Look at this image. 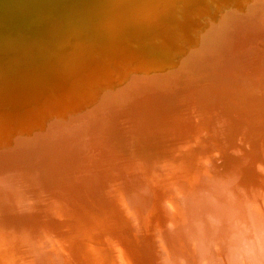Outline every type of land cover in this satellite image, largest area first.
I'll return each instance as SVG.
<instances>
[{
	"label": "bare ground",
	"instance_id": "bare-ground-1",
	"mask_svg": "<svg viewBox=\"0 0 264 264\" xmlns=\"http://www.w3.org/2000/svg\"><path fill=\"white\" fill-rule=\"evenodd\" d=\"M122 1L125 2L126 0H0V7L2 6V9H6V13L0 12V26H4L3 24L5 23H8L10 26L6 28L7 31H5L6 35H9V37L4 38L6 37L4 35V37H0V54L2 56L0 57V127H3L11 134L9 136L11 144L21 145L28 150H35L39 156H44L49 167L52 165V168L55 169L51 170L53 173L57 170L61 172L62 169L69 166L71 163L70 161L72 160L69 161L70 163L63 161V164L66 162L64 168L59 165V163L62 164V160H64L62 157L60 159V155L58 154L60 149L59 146H61L60 137L62 135L59 133V129L63 126L60 122V118H62L65 126L64 131L68 132V134L64 136H68L66 138L70 139L71 137H78L84 128L88 129L87 127L90 126L89 123L92 119L93 122L99 120V113L106 112L105 109L102 111L104 106L107 105L114 107L115 104H122L121 107L117 105L118 107L115 106L112 110H108V113H103L102 118H105L104 120H106V114L109 116L122 115V117H120V120L113 119L111 123L108 122L110 128L105 124L104 133L108 132L107 134L110 135V138H112L111 136L116 138V145H113L114 149L110 152H108V149L102 153L100 152V158L108 161L109 157L107 156L112 153L111 155L114 156L112 162L121 159L124 162V165H126L124 168L127 166H131V168L135 167L136 170H138L137 173H139L141 167L142 169H148V167H151L155 172L164 171L166 174L162 177L164 179L160 181L159 184L165 183L167 186V183L170 180L169 170L171 168H166V165L169 163L165 159L172 160V158L178 156L177 147L179 149H184L183 147L186 146V142H189L190 146L195 152H197V154L200 152V147L201 149L205 148L206 151L212 150L209 149L212 146L216 147V150L218 151L221 149L222 161L215 169H213L210 181L203 176V172L197 170V184L195 183L197 189L195 188V185H193L194 188L189 190L183 189V192H187L189 200H192H187L190 209H195L196 211H199L201 202L203 200L205 201L207 198L208 204L210 207H213L211 216H213V218L217 217L218 220L216 219V221L219 223H221V221L223 222V220H220L219 218H221L224 213H228L223 212L221 207L222 204L218 205V202L224 201L225 198L227 200V196L230 195L235 210L233 208L231 214H228V216H230L229 218L231 219L234 216V219H237V226H241L245 231L248 227V236L245 235L243 230H238V234L242 233V236L238 235L237 232L234 233L237 228H232L229 223L223 224L224 228H216L217 225L212 227L208 226V224L200 225L193 221L182 222L179 220V218L183 216L180 213H175V215L170 216L173 219L175 217L178 221H169L170 223L167 222L168 225L161 223L158 219V217H161L160 214L158 215L161 210L159 212L154 211V205L163 201V205H166L165 208L168 207L172 202L169 201V198L166 199L167 196H165V191H170L171 188L169 187L166 188L168 190H163L159 187H154V189L143 190L144 192L142 194V192L139 193L135 191L138 190V188L134 187L138 183L137 180L125 181L124 179V183L130 182V185L132 186L127 187L133 190V193H131L132 195L129 196L122 193V173H117V170H111L106 178H103L102 183L103 188L107 189L106 194L101 192L102 195H92L83 192L85 196H87L85 197L68 190L69 187L67 182L69 181H67V177L65 180L66 185L64 184L63 186L65 190L62 188L59 192L54 186L53 181L56 173L52 174L51 172L47 174L45 172L43 173L41 171L42 169H40V174L35 175L36 177L30 176V173L28 174L26 172V174H24L25 172L20 171H18L17 174H14L13 172L6 174L9 167L6 169L5 164V166H1L5 167L6 172L3 168L2 170L7 176H0L1 241H4L3 243L7 244L8 242L12 243V238L18 236L16 234L21 233L19 230L22 228L23 230L25 229L23 224H26L29 228L31 222L34 221L33 223L38 222L39 225L46 227L47 229L50 228L51 232H54L64 240L70 237V242L65 241L66 243L75 242L73 243V248L71 249L70 245V249H68L70 251L69 257L72 259L73 264H165V259H163V263L160 258L156 259L157 253L153 247L156 240L163 239L162 236L168 238L174 234H182L185 230H191L189 233L191 238L190 241L195 244H203L208 250H203L199 246L194 249V254L188 255V251L183 248L179 251L181 260L177 264H238L239 256L243 257L240 259L241 263L259 264L258 262L254 263V260L259 254H257V252H263L264 249L253 237L255 232V226L252 225L253 216L245 214H249L247 210H250L252 207L259 208L261 205L264 207V201L262 202L259 199L260 196H257L259 191L258 186L263 183L264 175H261L260 179L254 177L258 174L255 173V171L259 170H257L256 167H264V163H261L264 162V143H262L264 142V118H262L264 115V43H261V41L258 42L261 36L264 37V0H184L181 9L177 8L178 4L181 3L179 0L180 3H175V5H173L174 1L170 4H165L162 6L161 11H157L159 12L158 14H153L151 11L150 13L149 11L148 13H145V11L143 12L139 10L133 23L130 22V24L133 25H130L129 28L126 27L120 30L119 34H115L114 36L111 35L110 38L107 37L105 39L106 35L104 36L103 34L104 38H96L99 39V47H93L92 50L90 48V51L93 53H90V51L86 53L85 51L83 54L81 52L82 56L79 58L78 56L73 57L74 55L69 52L65 57L59 53V51L63 50L58 49L56 50V55L54 54L55 51L53 53L54 56L49 57L50 52L55 50L54 47L63 40L60 39V37L65 36V34L63 35V29H61L62 17L71 22L70 25L68 23L69 26L67 25V27H69L68 30L71 29L72 31H76V33L73 31L75 33V35L73 34L74 36H84L85 34L90 33L88 30L92 27V23H97V26H99L98 24L101 23L102 25L105 23H102V21H114L122 18L127 12L126 10H129H124V8H122ZM132 1L138 4L137 6L143 7L144 5L142 0ZM157 1L158 0H150V3H161ZM179 1L177 0V2ZM165 3H167V1ZM215 3L219 6L211 5ZM133 5L135 6V4ZM142 7L139 8L142 9ZM147 7L149 6H146V8ZM215 8H217V10H214ZM2 9L0 8V10ZM172 9L173 12L174 10L176 12L175 14H172L177 16L176 20H174L175 18L173 16L174 19L167 22L166 19ZM238 17H243V19ZM7 18H14L13 21L17 18L21 23L14 24L13 21H9L10 19L8 20ZM40 23H42L43 26ZM115 23L117 24V22ZM14 25H19L21 30L23 28L34 34L27 35L20 33L16 35L20 31V29L17 28L12 29L13 31L9 32L10 28L17 27ZM104 26L100 27L103 28ZM108 28L110 29V27ZM38 30H41L42 33L44 32L46 36L49 35L48 39L47 37L36 36L35 34L38 33ZM110 30L108 31L110 32ZM92 31L94 32V30ZM163 31H166V34H161ZM69 33L71 34V31ZM177 33H180L178 36L185 35L186 43H183V47L184 45L185 47H190L191 41L189 38L193 36L192 38H194L196 44L192 42V45L196 46L198 43V47L196 46L198 50H195L196 47L192 48L191 46V48L194 49V52H190V50L188 51L187 49L189 54L184 57L185 53L181 51V48L183 47L172 39L174 36H177ZM52 34H54L53 37L50 36ZM109 34L107 35L109 36ZM147 34L151 37L149 36V38H147V40L149 39V42H147L148 44L146 43V45H152V49H156V51L159 49L157 51L158 55L160 53V48L169 51L171 54L170 61L164 60V56H169H166L164 50L163 52L165 55L161 52L160 54L163 55V57L157 59L158 57L155 58L157 55H154L152 50H150L151 53H147L148 50H142L144 44L142 45L140 42L143 39L137 38V41H141H139V43L135 42V37H143L144 35L147 36ZM15 35L16 37H14ZM132 37L135 39V41L133 40L134 43L142 45L141 48L136 46V44L135 47L128 45L131 42L129 38ZM127 38L130 41H128V44ZM145 38L144 40H146ZM52 39L53 42H51ZM76 41L79 40L76 39ZM187 41L190 42L188 43ZM79 45L80 43L77 44V46ZM87 45L89 46L88 43ZM61 48L63 49L64 47ZM82 48L86 50L89 49L86 48V44L85 48L84 45ZM149 48L150 47H148V49ZM177 48L179 50L181 49L180 51L182 53L179 54ZM101 49L105 54L102 53L101 56L95 57L94 54H101ZM80 51L82 50L78 51L79 54ZM184 51L186 52V50ZM131 53L133 56L136 55L137 57L135 58L134 56L136 59L135 61L132 56V63L128 60L131 57L128 54ZM89 54H92V56ZM108 54L110 56H107ZM143 54L145 56H143ZM68 56L70 58H68ZM36 57L38 60L35 59ZM105 57H110L112 60L109 62V59L107 64L106 59H104ZM29 59L33 60L35 63H32L31 65V62L33 61L29 62L30 69L28 72H20L18 69L20 60L27 61ZM154 60H156L157 66L154 68V72L148 73V76H158V78H160L159 84L155 85V83L149 82L150 85L152 84L151 87L155 86V88L153 87L154 89L149 90L150 86H143L141 83L142 89L134 91L133 94L130 93L129 95L126 94V96H122L123 82L120 81V79L124 77L123 79L125 82H132L134 77V74L133 77L131 73L127 74V69L132 68V70H139L141 69V66H146L147 69H149L147 64L150 62L153 63ZM24 63L25 62H23V64ZM179 67H187L189 69V80L183 81L178 88L176 87L175 92L177 94L164 96L166 95L164 92H168L171 84L168 85L169 83L162 79L161 76L175 75V70ZM214 69L216 70L215 73H220V76L217 75L215 77L216 74H212L214 73ZM24 70L26 71L28 69L26 68ZM141 71L143 72V70ZM236 71L237 73L239 72L238 76H240V74L241 76L246 74V76H244L246 78V84L237 86L239 87L238 94L245 97L246 95H250L251 91L255 92L254 97L251 96L250 98H246L245 104L249 103L252 99H261L262 102L243 106L242 108L232 106L231 104L219 103L217 104L219 111L215 114V112L211 111L212 106H214V103L217 101L214 92L219 88L221 91L222 89H228V91H231V87H233V85L235 86L237 83L236 81H238L236 80V78L238 79ZM42 72H45V74H53L49 77L44 74L45 77H42V75H40L43 74ZM235 75L237 76L236 78H234ZM37 76H39V78ZM190 76L196 77V79L193 78V80H191ZM210 76L213 79H211ZM244 77L243 79H245ZM143 78L145 77L143 76ZM63 80L67 81L60 84ZM204 82L207 84L206 86L202 84ZM240 83H242L241 80ZM103 84H113L115 87L110 88L112 90L107 94H102L101 87ZM172 85L177 86L178 84L176 85L175 81H173ZM118 86L120 87L118 88ZM164 86L166 89H162ZM156 87L158 88L156 89ZM83 88H86L87 90V93L85 94L86 96L83 94ZM145 88H147V90H144ZM133 89L131 88V90ZM153 91L154 93H152ZM147 92L148 94L152 93V95L149 96L146 94ZM209 94L211 96H209ZM171 96L173 97L172 99ZM116 97L119 99L114 100ZM148 97L151 98L148 100ZM221 99L222 98L220 97V100ZM64 100H66L65 102H69V105L73 106L67 109L64 107V104H62L65 103ZM155 100L157 105L154 108L152 102ZM145 101H148V104H146ZM165 104L170 106L169 108L172 114L174 113L175 115H178V119L181 118L179 116L181 115L183 118H186L184 120H187V122L180 124L181 122L176 120L175 115L172 117L164 116L161 113L162 111L160 110V107H166ZM150 105L154 108L150 111L152 115L155 116L154 118L152 117L153 119L147 118L144 114V109L146 108L147 110ZM220 111H222V113ZM259 113H261L262 117H257V119L254 120L256 116H260ZM248 115H252L253 118L248 119ZM118 116H114L113 118H117ZM113 121H117L115 123L116 125ZM100 125H103V123ZM121 127L122 131L120 130ZM243 127H246L247 129L253 127V130H256L254 132L258 134L257 137L253 135V132L252 136L249 133L248 135L245 134L247 137L244 138ZM3 128L2 130H4ZM125 130L126 132L128 131L127 135L129 134V136L123 135ZM215 130H218L219 132H214ZM91 131L92 130H90V132ZM102 131L103 129H94L92 134L86 137V139H88L86 140V143L89 141H92L91 143L98 142L97 139L99 137H97V133ZM175 131H182L179 133L180 135L178 138H176V136L174 137ZM2 133L5 132L2 131ZM94 133L96 134L94 135ZM204 133L207 136L203 135ZM209 134L212 136H209ZM237 135L243 139L241 143H238ZM7 136L4 134L5 138ZM174 139L177 140L176 148L172 145ZM2 140L4 141L3 138ZM180 141L184 143L183 147L180 146ZM209 141L215 143L209 144ZM82 142L83 139L81 140V143ZM226 143L228 144L226 145ZM39 145L41 147H38ZM93 146L92 148L96 149L97 146ZM185 149L190 150L186 147ZM9 150H11L10 147ZM76 150L74 149V152ZM135 150L137 151L135 152ZM93 152H95V150ZM32 154L34 156V153ZM217 154L214 153L216 157H218ZM65 155H67V153ZM135 157L136 160L138 159L137 161L139 163L135 162ZM19 158L22 157L20 156ZM66 160H68V158H66ZM90 161L91 160L88 161V165L90 164ZM202 161H204V159H202L201 162ZM153 162H155L154 166ZM207 162L209 163V161ZM4 163L6 162H3V164ZM85 163L76 162L78 165H84ZM210 165H208V167ZM72 166L70 164L69 167L72 168ZM48 169H51V167ZM234 169L239 170V172L237 170L235 172ZM69 170L70 168L68 171ZM63 171L64 170H62V173ZM74 171L76 173L75 167ZM88 171H90V169ZM86 172L87 171L84 169L82 173ZM185 173L186 172H184V174ZM70 174L68 176L69 179H71ZM145 174L146 173L143 171L141 175L145 176ZM85 175H87V173ZM25 176L28 180L24 182L21 180V177L25 178ZM72 177L73 181H70L73 183L77 179H74L73 175ZM9 179L13 180V183L10 182ZM78 179L81 178L78 177ZM17 181L19 185L17 184ZM91 181H88V178L86 180L89 186L92 185ZM96 181L98 182L100 179ZM227 182H232L233 186L235 185L236 188H234L233 191L229 190V188H227ZM43 183L46 189L43 188L39 199H41L42 202H48L46 203L44 211H42L40 207L38 208L32 204L38 210L37 214L39 220H37L35 217V208L32 210L23 209L24 205L22 204L26 205L29 201V197L34 194L33 191L36 189L35 186L37 185L39 187ZM78 183L82 185L80 181H78ZM182 184L185 186L190 185L185 182ZM74 186L77 188L76 184ZM155 186H157V183ZM53 188L55 189L53 190ZM173 188L175 189V186H173ZM8 189L9 194L7 193ZM83 193L81 192V194ZM153 194L156 198L154 200L155 204L153 202L149 204L150 195ZM201 194L206 198L201 200ZM52 195L53 197H51ZM74 195L75 197H73ZM146 195L149 197H146ZM48 196H50L51 199ZM124 196H129L128 201L131 203L130 206H132L130 209L140 211L136 216L122 214V199L125 198ZM164 196L166 198H163ZM62 197H64V199L58 201V199ZM111 197H114L116 200L114 205H111V200H109ZM184 198H186V195H184L181 200ZM67 199L73 202L68 204V208L65 211L66 213L68 212V214H64L63 209L60 208V203ZM35 201L38 203V197L37 199L35 198ZM155 201H157V203ZM207 202H205L204 205ZM48 209H52L55 213L52 214L50 218L53 220L62 219L60 230H56L51 226L54 222L53 220H50L48 223L44 222L45 220L42 221L43 219H41V216L46 213ZM40 212L42 214H39ZM204 216L205 215L203 214L201 215V217ZM245 217H247V219H245ZM248 217H251V220H249ZM136 218H139L137 219L139 223L136 221ZM139 224L142 226H138ZM137 226L139 228H137ZM192 227H195L196 229L192 230ZM210 227H212L211 230L214 229V234L217 235L216 237L221 236L222 233H224L225 236L223 238H217V242L212 244V237H205L208 234H202L199 231L210 229ZM159 228H161L162 232H158ZM151 230H153V234L152 236H148ZM142 233L143 235L141 236ZM233 233L235 235H232L231 237V234ZM124 235H133L135 239L137 238L139 240L138 243L133 242V247H135V249L127 245V243H129V238L125 237L124 239ZM246 236H250L253 239L249 242L247 241V245L243 246L244 239L242 237L245 238ZM146 239H149L150 245L146 242ZM17 240L20 241V238L17 237ZM177 242L176 237L169 238L167 242L166 240L161 242V244L164 243L163 245L165 246L161 247L162 245H160V247L163 248L162 251L168 252L166 257L169 256V253H171L174 248V244ZM207 243L210 244L208 247ZM255 243L259 245L258 247H260V249L257 246H254ZM172 244L173 246H171ZM23 245L24 246L22 247V245L19 244V253L18 250H16L19 255L16 256H18L19 259L34 258L37 256L33 253H29L30 247H27L24 243ZM13 249L15 250L16 248L14 247ZM214 250L217 252H214ZM37 253L40 255L37 256L38 264H41L42 262L46 264L47 259L44 255L42 256L40 252ZM6 259L7 258H5V260ZM4 263L6 262L0 260V264Z\"/></svg>",
	"mask_w": 264,
	"mask_h": 264
},
{
	"label": "rangeland",
	"instance_id": "rangeland-1",
	"mask_svg": "<svg viewBox=\"0 0 264 264\" xmlns=\"http://www.w3.org/2000/svg\"><path fill=\"white\" fill-rule=\"evenodd\" d=\"M143 2H144V5H143V7L142 6H137L138 4H136V3H134L132 0H126L125 2L124 1H122V8H124V10H126V9H129V10H126L127 12L124 14V16L122 17V18H119L118 20H114V21H102V23H108V22H110V23H106V25H105V23L104 24H102L101 25V23L100 24H98L99 26H97V23H92V27L91 28H89V30L88 31H90V33H87V34H85L84 36H79V35H76V36H74L75 35V33H76V31L75 30H68V28L69 27H67V25H68V23H69V25L71 24V22L69 21V20H67V19H65L64 17H62V23H61V29H63V35L65 34V36H63V37H60V39H63L59 44H57L56 45V47H54V49L55 50H52L51 52H50V55H49V57H53L54 56V54L56 55L57 54V51L56 50H58V49H61V50H63V51H59V53H61V55H67L69 52L72 54V55H74L73 57H81L82 56V54H81V52L84 54L85 53V51H86V53L88 52V51H90V48H91V50H92V48L93 47H99V45H98V43H99V39L100 38H104V36L106 35V37H105V39L108 37V38H110V36L112 35V36H114L115 34H119V32H120V30H122V29H124V28H126V27H128L129 28V26L131 25L130 24V22L131 23H133V21H134V18L136 17V15H138V11L140 10V11H145V13L147 12L148 13V11H149V13H150V11H151V13H153V14H158L159 12H157V11H161L162 9V6H164L165 4H170L171 2H173L174 1V4L173 5H175V3L176 4H178V3H180V1H181V3L180 4H178V7L177 8H179V9H181L182 7H183V4L182 3H184V0H178L179 2H177V0H163V1H161V0H158L159 2H161V3H157L156 4V2L153 4V3H150V0L149 1H147V0H142ZM147 1V2H146ZM157 1V2H158ZM167 1V3H165ZM186 1V0H185ZM152 2V1H151ZM131 4V5H130ZM133 4H135V6L133 5ZM150 4V5H149ZM161 4V5H160ZM182 4V5H181ZM158 5V6H157ZM179 5H180V7H179ZM212 6L214 5V6H219L218 4L216 5V3L215 4H211ZM130 6V7H129ZM146 6H149V7H147L146 8ZM182 6V7H181ZM241 6V5H240ZM38 7H40V6H38ZM128 7V8H127ZM142 7V9H140V8ZM153 7H154V9H153ZM1 9H2V6L0 7ZM131 8H132V10H131ZM176 8V9H177ZM218 8V7H217ZM217 8H215L214 10H217ZM147 9V10H146ZM174 9V8H173ZM173 9H172V11H171V13L168 15V17H167V19H166V21L167 22H169V20L171 21V19H174V20H176V17L177 16H175V15H172V14H175L176 12H175V10H174V12H173ZM137 10V11H136ZM130 11V12H129ZM133 11V12H132ZM134 11H135V13H134ZM153 11V12H152ZM178 12V11H177ZM4 13H6V12H4ZM14 13V12H13ZM128 14V15H127ZM147 15V14H146ZM173 16H174V18H173ZM12 17V16H11ZM172 17V18H171ZM170 18V19H169ZM238 18H242L243 19V17H238ZM9 21H13L14 20V18H7ZM112 22V23H111ZM115 22H117V24L115 23ZM118 22H120V23H118ZM13 23L14 24H20L21 23V21H19L17 18L15 19V21H13ZM40 24H42V23H40ZM62 24H64V25H62ZM109 24H111V25H109ZM4 26H0V37H4V36H6V37H4V38H8L9 37V35H6V33H5V31H7L6 30V28H8V27H10L9 26V24L8 23H5V24H3ZM13 25V24H12ZM68 25V26H69ZM105 25V26H104ZM116 25H119V26H116ZM133 25V24H132ZM131 25V26H132ZM14 26H17V27H12V28H10L9 29V32H11V31H13L12 29H20V31L16 34V35H18V34H20V33H22V34H27V35H30V34H34V33H31L30 31H27V30H24L23 28H22V30H21V27L19 26V25H14ZM42 26H43V24H42ZM102 26H104L103 28H101ZM113 26H114V28H113ZM108 27H110V29L112 30H110ZM121 27H123V28H121ZM106 28H108V29H106ZM116 28H117V30H116ZM120 28V29H119ZM39 29H41V28H39ZM65 29V30H64ZM107 31H106V30ZM49 30V29H48ZM66 30H68V31H66ZM92 30H94V32L92 31ZM97 30V31H96ZM108 30H110V32H112V33H110ZM118 31V32H116V31ZM146 30V29H145ZM163 30V29H162ZM71 31V34L69 33ZM99 31V32H98ZM24 32V33H23ZM33 32V31H32ZM108 32V33H107ZM114 32V33H113ZM165 32V33H164ZM60 33V32H59ZM94 33V34H93ZM106 33V34H105ZM110 33V34H109ZM166 34V31H163V32H161V34ZM67 34V35H66ZM74 34V35H73ZM91 34V35H90ZM104 36H103V35ZM107 34H109V36L107 35ZM178 34H180V33H177V36H174V38H172V39H174V41H176L177 42V44H179V45H183V43H186V39H185V35L183 36H181V35H179L178 36ZM2 35V36H1ZM4 35V36H3ZM16 35L14 36V37H16ZM36 36L38 35V36H41V37H47V39H48V37H49V35H47L46 36V34L43 32L42 33V31L41 30H38V33H36L35 34ZM34 35V36H35ZM53 35L54 34H52V35H50L51 37H53ZM89 35V36H88ZM101 37H100V36ZM74 36V37H73ZM95 36V37H94ZM149 34H147V36L146 35H144L143 37H135L136 38V41H135V39H134V37H132V38H129L130 39V41L131 42H133V43H131L130 41H129V39L127 40V44L129 45V46H131V47H135V44H136V46H139L140 48H141V46H142V50H144V51H147V53H151L150 52V50H152V52H154V55H157V56H155V58H157V59H159V58H161V57H163V55H165V53L163 52V50L160 48V53L162 52V53H164L163 55H161L160 53H159V55H158V53H157V51L159 50H157L156 51V49H155V47L153 46V48L155 49V50H153L152 49V45L151 46H148V45H146V43L147 42H149V39L147 40V38H149ZM182 38H181V37ZM77 37V38H76ZM99 37V39H96V38H98ZM146 37V38H145ZM151 37V36H150ZM177 37V38H176ZM178 37H180V38H178ZM187 37V36H186ZM188 37H190V36H188ZM193 36H191L190 38H189V40L191 41V44H190V47H185V45H184V47L183 48H181L180 50L183 52V53H185V55H184V57H186L189 53H188V51L190 50V52H194V49H192L193 47L195 48L197 45H198V43H197V45L195 46H193L192 44L194 43V44H196L195 43V40H194V38H192ZM75 38V39H74ZM92 38V39H91ZM113 38V37H112ZM137 38L138 39H143L142 41L141 40H139V41H141L140 43L142 44V45H140V44H137V43H139V41H137ZM144 38L147 40H144ZM176 38V39H175ZM191 38H192V40H191ZM264 37H260L259 39L260 40H258V42H260L261 41V43H264V39H263ZM47 39H45V40H47ZM76 39H78L79 41H76ZM185 39V40H184ZM73 41V43H72V41ZM82 40V41H81ZM135 42H137V43H134V41ZM188 40V39H187ZM76 41V42H75ZM97 41V42H96ZM129 41V42H128ZM146 41V42H145ZM190 41H187L188 43L190 42ZM51 42H53V39L51 40ZM77 42H79L80 43V48H79V46H77V44H79V43H77ZM193 42V43H192ZM36 43V42H35ZM64 43V44H63ZM74 43H75V45H74ZM86 44V48H89V49H83L82 48V46L84 45V48H85V44ZM87 43L89 44V46L87 45ZM181 43V44H180ZM37 44V43H36ZM69 45V46H67V45ZM72 44V45H71ZM83 44V45H82ZM148 44V43H147ZM82 45V46H81ZM96 45H98V46H96ZM125 45H126V43H125ZM59 46V47H58ZM88 46V47H87ZM146 46H148V47H150L149 49H148V47H146ZM191 46H192V48H191ZM61 47H64L63 49L61 48ZM198 47V46H197ZM197 47H196V49L195 50H198L197 49ZM157 48V47H156ZM180 48V47H179ZM167 49H169V48H167ZM178 49V48H177ZM177 49H176V51H177ZM186 50V52L184 51V50ZM187 49H188V51H187ZM79 50H82V51H80V54H79ZM179 49H178V53L180 54V53H182L181 51H180ZM56 51V52H55ZM141 51V50H140ZM165 51V50H164ZM55 52V53H54ZM100 52H101V54H99V55H95L94 54V56L95 57H98V56H101L102 55V53L103 54H105L104 53V51L101 49L100 50ZM135 52V51H134ZM143 52V51H142ZM166 52V56L167 55H169V56H167V57H165L164 56V58H162V59H164V60H167V61H170V59H171V54H170V52L169 51H165ZM54 53V54H53ZM90 53H93V52H91L90 51ZM145 53V52H144ZM167 53H169V54H167ZM198 53V52H197ZM53 54V55H52ZM70 54V55H71ZM60 55V54H59ZM72 55H71V57H72ZM90 56H92V54H89ZM128 55H130V56H128V57H130V59H128L130 62H131V59H132V56H133V54L131 53V54H128ZM106 56V55H105ZM107 56H110L109 54L107 55ZM125 56V55H124ZM135 56V58H137L136 57V55H134ZM134 56H133V60L135 59L134 58ZM143 56H145L144 54H143ZM0 57H2L1 56V54H0ZM66 57V56H65ZM72 57V58H73ZM9 58V57H8ZM68 58H70L69 56H68ZM67 58V59H68ZM167 58V59H166ZM7 59V58H6ZM5 59V60H6ZM35 59H37L38 60V58L36 57ZM34 59V60H35ZM49 59V58H48ZM97 59V58H96ZM104 59H106V61H107V64H108V60L110 59V57H105ZM30 60V59H29ZM27 60V61H24V60H20V62H19V66H18V69H19V71L20 72H28L29 71V69H30V67H29V62H31V61H33V60ZM69 60V59H68ZM98 60V59H97ZM112 60V58L109 60V62ZM135 61H136V59H135ZM23 62H25L24 64H23ZM40 62H41V60H40ZM32 63H35L34 61L33 62H31V65H32ZM132 63V62H131ZM154 63V64H153ZM153 63H148L147 64V66L149 67V69H147V67L146 66H141V69H139L140 71L141 70H143V72L141 71H139V70H132V68H129V69H127V74H129V73H131L132 74V77H133V74H134V77H133V80H132V82H125L124 81V77L122 78V79H120V81H122L123 83H122V96H126V94H133L134 93V91H139L140 89H142V87H141V83H142V85L143 86H145V85H147V86H150V88H149V90H151V89H154L155 88V86H153V87H151V85L149 84V82H151V83H155V85H158L159 84V79L160 78H158V76H154V75H149L148 76V73L149 72H154V68L157 66V62H156V60H154V62ZM156 63V64H155ZM5 64H6V62H5ZM4 64V65H5ZM125 64H127V63H125ZM26 67H25V66ZM35 65V64H34ZM143 67V68H142ZM144 67H145V70H144ZM178 67V66H177ZM28 69V70H24V69ZM14 69H15V67H14ZM183 69V70H182ZM31 71V70H30ZM129 71V72H128ZM145 71V72H144ZM214 71V73H212L213 75L214 74H216L215 75V77L218 75V76H220V73L218 74V73H215L216 72V70L214 69L213 70ZM219 71V70H218ZM54 72V71H53ZM60 72V71H59ZM43 73V72H42ZM183 73V74H182ZM190 72H189V69L187 68V67H179V68H177L176 70H175V75L174 74H172V76H166V75H162L161 76V78L162 79H164L166 82H168L169 84L168 85H170L171 84V86L169 87V90H168V92H164V94H166V95H164V96H168V95H170V94H177L175 91V89H176V87L178 88V86L179 85H181V83H183V81H188L189 80V76H188V74H189ZM236 73H237V71H236ZM239 73V72H238ZM236 74L237 76L239 75V74ZM36 74V73H35ZM45 72L43 73V74H40V75H42V77L44 76L45 77V75H48V77L51 75V74H53V73H51V74H45ZM146 76H145V75ZM182 74V75H181ZM204 74V73H203ZM212 74H211V76H212ZM38 75V74H37ZM39 75V76H40ZM193 75V74H192ZM235 75V77L234 78H236L237 76ZM39 76H37L38 78H39ZM55 76H56V73H55ZM143 76L145 77V78H143ZM210 76V77H211ZM244 76H246V74H244V75H242L241 76V74H240V76H238V79L236 78V80H238V81H236L237 83L235 84V81H234V84H235V86L233 85V87H231L232 89H231V91H228V89H222V91H221V89L219 88V87H216V88H219V89H216V91L214 92L215 93V99H217V101L214 103V106H212V108H211V111L212 112H215V114L216 113H218V111H219V109H218V106H217V104H219V103H226V104H231L232 106H235V107H240V108H242L243 106H247V105H254V104H257V103H260V102H262V100L261 99H252V100H250L249 101V103H247V104H245V101H246V98L247 97H251V96H255V92L254 91H251V93H250V95H246L245 97H242L240 94H238V89H239V87H237V86H241V85H243V84H246V78L244 77ZM47 77V76H46ZM165 77V78H164ZM213 77V76H212ZM211 77V79H213ZM240 77V78H239ZM241 77H242V79H241ZM243 77L245 78V79H243ZM143 78V79H142ZM190 78H191V80H193V78L194 79H196V77H192V76H190ZM220 78V77H219ZM66 79V78H65ZM118 79V80H119ZM139 80V83H138V80ZM141 79V80H140ZM158 79V80H157ZM143 80H144V82H143ZM152 80H153V82H152ZM200 80V79H199ZM201 80H204V79H201ZM240 80H241V82L242 83H240ZM245 82H244V81ZM67 81V80H66ZM65 80H63V81H61L60 82V84H62V83H64V82H66ZM135 81V82H134ZM157 81V82H156ZM173 81H175V83H176V85L177 86H173L172 85V83H173ZM197 81V80H196ZM32 82H33V80H32ZM244 82V83H243ZM128 83V84H127ZM124 84V85H123ZM136 84H138V85H136ZM191 84H192V82H191ZM203 85H207L205 82L204 83H202ZM133 85V86H132ZM164 85V84H163ZM162 85V86H163ZM193 85V84H192ZM121 86V85H120ZM120 86H118V88L120 87ZM29 87V86H28ZM30 87H31V84H30ZM105 87V88H104ZM113 87H115L113 84H103L102 85V87H101V92H102V94L104 93V94H107L109 91H111L112 89H110V88H113ZM135 87H136V89H135ZM131 88L133 89V90H131ZM158 87H156V89H157ZM155 89V90H156ZM162 89H166V87L164 86ZM144 90H147V88H145ZM219 90V91H218ZM128 91V92H127ZM132 91V92H131ZM119 92V91H118ZM117 92V93H118ZM162 92V93H163ZM175 92V93H174ZM87 93V90H86V88H83V94L85 95ZM144 93V92H143ZM152 93H154V91L152 92ZM152 93L151 94H148V92L146 93V94H148L149 96H151L152 95ZM98 95V94H97ZM119 95V94H118ZM86 96V95H85ZM173 96H175V95H173ZM179 96H181V95H179ZM209 96H211L210 94H209ZM220 97L222 98L221 100H220ZM149 98H151V97H148V100H149ZM173 97L171 96V99H172ZM213 98V97H212ZM116 99H119L118 97H116L114 100H116ZM174 100V99H173ZM235 100V101H234ZM66 100H64V102H65ZM156 102V100L155 101H153L152 103L154 104V105H152L154 108L156 107V105H157V103H155ZM69 102H65V103H62V104H64V107H66L67 109H69V108H71L73 105H69L68 104ZM145 103L146 104H148V101L146 102L145 101ZM87 104V103H86ZM85 104V105H86ZM242 104V105H241ZM245 104V105H244ZM56 105V104H55ZM58 105H59V102H58ZM119 106V107H121L122 106V104H115L114 105V107L115 106ZM166 105V104H165ZM75 106V105H74ZM117 106V107H118ZM151 105L150 106H148V109L146 110V108L144 109V107H143V109L145 110H142V111H144V114H145V116H147V118H154L155 116L154 115H152V113L150 112V111H152L154 108L152 107ZM63 107V108H64ZM114 107H111V106H104L103 108H102V111H103V109H105V111L106 112H103V113H108V110H112ZM135 107H137V106H135ZM170 106H168V105H166V107L164 106V107H160V110L162 111L161 113L164 115V116H167V117H172L173 115H175L174 113L172 114L171 113V111H170V108H169ZM140 108V107H139ZM217 108V109H216ZM98 110H99V107H98ZM164 110V111H163ZM215 110V111H214ZM93 112V111H92ZM221 113H222V111H220ZM103 113L102 112H100L99 113V115H100V117H99V120H97V121H95V122H93V119L90 121V123H89V127H87L88 129H86V128H84V130L81 132V134H79V136L78 137H71L70 139L69 138H66V137H68V136H64V135H67L68 134V132L66 131H64V128H65V126H64V123H63V120H62V118H60V122L63 124V126H61L60 127V131H59V133L60 134H62L61 135V137H60V141H61V146H59L60 147V149H59V151H58V154L60 155V159H61V157H62V159H64V160H62V164H60L59 163V165H60V167H62V168H64L65 166H66V162L63 164V161H67L68 163H70L71 164V166L73 165L75 168H76V173H75V171H74V167L72 166V168L71 167H69L70 166V164H69V166H66V168H64V169H62V170H64L63 171V173H62V170H61V172L60 171H56L55 173H56V178L54 177V179H53V181H54V186L57 188V190L60 192L61 191V189L63 188V186H64V184L66 185V183H65V180H66V177H67V181H69V182H67V184H68V187H69V191H73V192H75V193H77L78 195H83V196H85V194L86 193H90V194H97V195H102L101 194V192L103 193V194H106V190L107 189H104L103 188V183H102V181H103V178L105 179L106 178V176H107V174L111 171V170H117V173L118 172H121L122 173V175H121V177H122V182H121V186L123 187L122 188V193H124V194H127V195H129V196H131L132 194L131 193H133V190L131 189V188H127V187H130L131 185H130V182L129 183H124V179H125V181H133V180H137L138 181V183L134 186V187H136V188H138V190H135V191H137V192H139V193H141L142 192V194H143V190H149V189H154V187H159V188H161V189H163V190H168V189H166V188H171V190L170 191H165V196H167V198L164 196L163 198H166V199H170L169 201L170 202H172L171 204H169V206L168 207H166L165 208V206L166 205H163V201H161V202H159V203H157V201H155L157 204L156 205H154L155 207H154V211H156V212H159L160 210V212L158 213V215L160 214V216L161 217H158V219H159V221L161 222V223H165V225H168V223H170V222H174V221H178L175 217H174V219L172 218V217H170V216H173V215H175V213H180V214H182L183 216L182 217H180L179 218V220L180 221H182V222H185V221H188V222H190V221H193V222H197L198 224H200V225H207L208 224V226H215V225H217V227L216 228H224V225L223 224H225V223H229V224H231V226H232V228L233 227H236L237 229H236V231L234 232V233H236L237 232V234L239 233L238 232V230H243L244 231V233H245V235H247V229H248V227L246 228V231L241 227V226H237V219L235 220L234 219V216H233V218L231 219V218H229L230 216H228V214L230 215L231 214V210L234 208V205L232 204V200H231V196L230 195H228L227 197H228V199L226 200V198L224 199V201H222V202H218V205H221V207H222V210H223V212H227L228 214H225L224 213V215L221 217V218H219L220 220H223V222L221 221V223H219V222H217L216 221V219H217V217L216 218H213V216H211L212 215V210H213V207L211 206L210 207V205L208 204V202H207V198H206V200L203 202H201V205L199 206V211H196L195 209H190V205H189V203H187V200H189V196L187 195V192H183L184 190H189V189H191V188H194V186L193 185H195V188H196V184H197V181H196V179H197V177H198V174H197V170H200L201 172H203V176L204 177H206L207 178V180L208 181H210V178H211V174H213V169H215L216 167H217V165L219 164V163H221V161H222V157H221V149L218 151V150H216V147H210L209 149H212V150H207L206 151V149L205 148H203V149H201V147H200V152H199V154H197V152H195L194 151V149H192V147L190 146V144H189V142H186V148H188V149H190V150H187V149H185V147H183V145H184V143L183 142H181L180 141V146L181 147H183L184 149H185V151H184V149H182V148H180V149H182V150H180L178 147H177V145H176V142H177V140L176 139H174V141L172 142V145H173V147H177V152H178V156H175V158H172V160H167V159H165L169 164H167L166 165V168L167 169H170L169 171V173H170V180H169V182L167 183L168 185L166 186L165 185V183L164 184H159V182L160 181H162L164 178H162L163 176H165V172L164 171H161V172H155V170H153V169H151V167H148V169H146V168H143L142 169V167H141V169L139 170V173H137L138 172V170H136V168L135 167H132L131 168V166H127L126 168H124V166H126V165H124V162L120 159V160H115L114 162H112V160H113V157L114 156H112L111 154L110 155H108L107 157H109V159H108V161L107 160H104V159H102V158H100V154L102 153V152H104V151H106L107 149H108V152H110V151H112L113 149H114V146L113 145H116V138H114L113 136H111L112 138H110V135H108L107 133H104L105 132V129H104V126H109L108 125V122L109 123H111V121L113 120V119H118V120H120V117H122V115H120V116H118V115H114L115 117L116 116H118L117 118H113L114 116H109L108 114H106V120H104L105 118H102L103 117ZM148 115H147V114ZM151 114V116H150V114ZM154 114H156V113H154ZM170 114V115H169ZM177 114V113H176ZM180 114H183V113H180ZM73 115V114H72ZM258 115V114H257ZM259 115L260 116H256L255 118H254V120L255 119H257V117L259 118V117H262L261 116V113H259ZM262 115H263V113H262ZM144 116V117H145ZM181 118H177L178 117V115H175V118H176V120L177 121H180L181 123L180 124H182V123H186L187 122V120L185 121L184 119H186V118H183V116H181V115H179ZM152 118V119H153ZM247 118L249 119V118H253V116L252 115H248L247 116ZM262 118H264V115H263V117ZM261 118V119H262ZM59 119V118H58ZM101 119V120H100ZM109 119V120H108ZM181 119V120H180ZM101 121V122H100ZM184 121V122H183ZM106 122V123H105ZM117 121H113V123L115 124ZM99 123V124H98ZM103 123V125H100V124H102ZM106 124V125H105ZM116 125V124H115ZM103 126V127H102ZM240 126V125H239ZM1 128V130H0V135L2 136H0V176H7V175H5V173H4V171L6 172V169H7V173L6 174H10L11 172H13L14 174H17L18 173V171H20V172H25L24 174H26V172L29 174L30 173V176H32V177H36L35 175H39L40 174V169H42L41 171L44 173H47V174H49V173H51L52 171L51 170H55V169H53L52 168V165L50 166L51 167V169H48V168H50L48 165H47V163H46V161H45V159H44V156H39L38 155V153L37 152H35V150H28V149H26L25 147H22L21 145L19 146V145H14V144H11V142H10V138H9V136L11 135L10 133H9V131H7L6 129H4L3 127H0ZM2 128L4 129V130H2ZM109 128H110V126H109ZM250 128H251V130H250ZM249 129H247L246 127L244 128H242L243 129V133H244V138L245 137H247L245 134H251V136H252V134H253V132L254 131H256V130H253V127H250ZM86 129V130H85ZM94 129H103V131L102 132H100V133H97L98 134V136L97 137H99L97 140H98V142H94V143H91L90 141L88 142V143H86V140H88V139H86V137H88V136H90L91 134H92V132L94 131ZM90 130H92L91 132H90ZM107 130V129H106ZM121 131H122V127H121V129H120ZM2 131L3 132H5V133H2ZM7 131V132H6ZM246 133H245V132ZM252 131V132H251ZM128 132V131H127ZM127 132H126V130H125V133L123 134V135H127ZM182 131H175V133H174V137L176 136V138H178L179 137V133H181ZM187 132H189V131H187ZM214 132H219L218 130H215ZM2 133V134H1ZM142 133H144V132H142ZM141 133V134H142ZM242 133V134H243ZM4 134H5V136H7L6 138L4 137ZM28 134V133H27ZM96 133H94V135H95ZM256 134V135H255ZM87 135V136H86ZM203 135H205V136H207L205 133L203 134ZM254 136H256L257 137V133H255L254 132V134H253ZM105 136V137H104ZM127 136H129V134L127 135ZM126 136V137H127ZM204 136V137H205ZM209 136H212V135H210L209 134ZM79 137H81V138H79ZM188 137V136H187ZM2 138L4 139V141L2 140ZM67 139V140H66ZM68 139H69V141H68ZM73 139H75V140H73ZM83 139V142L81 143V140ZM111 139V140H110ZM109 140V141H108ZM237 140H238V143H241L242 142V138H240L239 137V135H237ZM71 141V142H70ZM105 141V142H104ZM113 141H114V143H113ZM262 141H263V139H262ZM5 142V143H4ZM175 142V143H174ZM10 143V144H9ZM12 143H14V142H12ZM97 143V144H96ZM108 143V144H107ZM215 142H213V141H209V144H214ZM218 143H219V141H218ZM262 143H264V142H262ZM7 144V145H6ZM90 144V145H89ZM220 144V143H219ZM228 143H226V145H227ZM97 146L96 147V149L95 148H92V146ZM8 146V147H7ZM75 146V147H74ZM91 146V147H90ZM93 146V147H94ZM5 147V148H4ZM9 147H10V149L12 150H9ZM12 147V148H11ZM21 147V148H20ZM38 147H41L40 145L38 146ZM63 147H65V148H63ZM87 147V148H86ZM7 148V149H6ZM73 148V149H72ZM169 148V147H168ZM167 148V149H168ZM20 149V150H19ZM74 149L76 150L75 152H74ZM104 149V150H103ZM164 149V148H163ZM7 150H9V151H11L12 152V154H11V152H9V151H7ZM43 150V149H42ZM95 150V152H93ZM166 150V149H165ZM187 150V151H186ZM203 150H204V152H203ZM14 151V152H13ZM25 151V152H24ZM26 151H28V152H26ZM65 151V152H64ZM73 151V152H72ZM137 150H135V152H136ZM194 151V152H193ZM223 151H224V149H223ZM26 153V154H24V153ZM68 152H69V155H68ZM91 152H92V154H91ZM101 152V153H100ZM140 152V151H139ZM3 153V154H2ZM21 153V154H20ZM32 153H34V156H33V154ZM67 153V155H65ZM100 153V154H99ZM214 153H218L217 154V156L218 157H216V155H214ZM15 154V155H14ZM22 157V158H19L20 156ZM40 154H44V153H40ZM134 154H137V153H134ZM203 154V155H202ZM236 154V153H235ZM18 155V156H17ZM38 155V156H37ZM61 155H63V156H61ZM69 156H70V158H69ZM136 157H137V155H136ZM136 157H135V160H136ZM7 158V159H6ZM66 158H68V160H66ZM93 158V159H92ZM3 159H4V161H3ZM17 159V160H16ZM42 159V160H41ZM202 159H204V161H202L201 162V160ZM70 160H72V161H70ZM89 160H91L89 163V165H88V161ZM138 160V159H137ZM135 161L136 163H139L138 161ZM163 160H164V158H163ZM209 161V163L207 162V161ZM70 161V162H69ZM3 162H6V163H4L3 164ZM14 162V163H13ZM33 162V163H32ZM76 162H83V163H85L84 165H78V164H76ZM13 163V164H12ZM74 163V164H73ZM198 163V164H197ZM201 163H202V165H201ZM207 163H208V165H210L209 167H208V165H207ZM261 163H264V162H261ZM5 164H6V169H5V167H2V166H5ZM50 164H51V162H50ZM154 164H155V162H153V166H154ZM2 165V166H1ZM11 165V166H10ZM63 165V166H62ZM85 165H87V166H85ZM115 165V166H114ZM204 165V166H203ZM258 165H260V166H263V165H261V164H258ZM152 166V167H153ZM206 166V167H205ZM259 166V167H260ZM13 167V168H12ZM42 167V168H41ZM88 167V168H87ZM2 168L4 169V171L2 170ZM25 168H27V169H25ZM70 168V173H69V171H68V169ZM113 168V169H112ZM209 168V169H208ZM59 169V168H58ZM84 169H85V171H87L86 173H87V175H85L86 173H82L83 171H84ZM90 169V171H88ZM256 169L258 170V171H255V173H258V174H256L254 177L256 178H258V179H260L261 178V175H264V167H260V168H258V167H256ZM8 170H10V171H8ZM34 170V171H33ZM47 170V171H46ZM73 172H72V171ZM237 170V169H236ZM236 170L234 169V171L236 172ZM66 171V172H65ZM68 171V172H67ZM143 171L146 173L145 174V176L144 175H141L142 173H143ZM238 172H239V170H237ZM33 172V173H32ZM35 172V173H34ZM79 172H81V173H79ZM141 172V173H140ZM184 172H186L185 174H184ZM32 173V174H31ZM55 173H53L52 172V174H55ZM59 173V174H58ZM68 173V174H67ZM75 173V174H74ZM79 173V174H78ZM69 174L71 175L70 176V178L71 179H69ZM77 174V175H76ZM129 174V175H128ZM137 174H139V175H137ZM200 174H202V173H200ZM67 175V176H66ZM72 175L74 176V179H77V180H75L73 183H72V181H73V177H72ZM131 175V176H130ZM149 175V176H148ZM168 175V174H167ZM77 178H76V177ZM87 176H89V177H87ZM148 176V177H147ZM52 177H53V175H52ZM78 177L79 178H81V179H78ZM147 177V178H146ZM264 177V176H263ZM87 178H88V181H91L92 182V185L91 186H89V184L86 182V180H87ZM91 178V179H90ZM126 178H128V179H126ZM135 178V179H134ZM142 178V179H141ZM12 179V178H11ZM100 179V181H96V180H99ZM154 179V180H153ZM10 180V179H9ZM21 180L22 181H27L28 180V178H26V176H25V178H23V177H21ZM70 180H72V181H70ZM49 181V180H48ZM78 181H80L81 182V184L82 185H80V183H78ZM165 181V180H164ZM10 182H12L13 183V180H10ZM47 182V181H46ZM187 183V184H190L189 186H185V185H183L182 183ZM193 184H192V183ZM78 183V184H77ZM141 183V184H140ZM144 183V184H143ZM157 183V186H155V184ZM196 183V184H195ZM17 184H18V181H17ZM76 184V187L77 188H75V185ZM178 184V185H177ZM227 184V188H229V190H231V191H233V189L234 188H236V186L234 185L233 186V184H232V182H227L226 183ZM225 184V185H226ZM19 185V184H18ZM78 185V186H77ZM80 185V186H79ZM139 185V186H138ZM171 185V186H170ZM220 185V184H219ZM41 186V187H40ZM39 187L36 185L35 187H36V189L33 191V193L34 194H32L31 195V197H29V201H28V203L25 205V204H22V205H24V207H23V209H27V210H32L33 208H35L32 204H34L35 206H37L38 208L40 207V209L42 210V211H44V208L46 207V203L48 202H42L41 201V199H39V196L41 195V191L43 190V188L44 189H46L45 187H44V183L42 184V185H40ZM71 186V187H70ZM173 186H175V189L173 188ZM182 186V187H181ZM97 187H98V189H97ZM132 187V186H131ZM181 187V188H180ZM92 188V189H91ZM48 189V188H47ZM51 189V188H50ZM55 188H53V190H54ZM64 189V188H63ZM66 189V190H67ZM95 189V190H94ZM101 189V190H100ZM184 189V190H183ZM197 189V188H196ZM65 190V189H64ZM258 193H257V196H260V200L263 202L264 201V180H263V183H261L260 184V186H258ZM9 189L7 190V193L9 194ZM198 191V190H197ZM58 192V193H59ZM81 192L83 193V192H85V194L83 193V194H81ZM199 192V191H198ZM168 193H169V195H168ZM200 193V192H199ZM123 194V195H124ZM115 195V194H114ZM184 195H186V198H184L183 200H181L182 199V197L184 196ZM202 195V194H201ZM11 196V195H10ZM129 196H124V197H122V198H124V199H122V214L124 213V214H126V215H134V216H136L137 214H138V212H140V211H138V210H132V209H130V207H132V206H130V202L128 201L129 199H128V197ZM142 196H145V195H142ZM142 196H140V197H142ZM37 197H38V203H37V201H35V198L37 199ZM50 199H51V197H53V195L50 197V196H48ZM58 197V196H57ZM65 197V196H64ZM64 197H62V198H59L58 199V201H60V200H62V199H64ZM73 197H75V195L73 196ZM85 197H87V196H85ZM146 197H149L148 195H146ZM117 198V197H116ZM127 198V199H126ZM188 198V199H187ZM204 198V196L202 195V198H201V200L202 199H205ZM55 199H57V198H55ZM54 199V200H55ZM143 199V198H142ZM156 198L154 197V194L153 195H150V199H149V201H150V203L149 204H151V202H153L154 203V200H155ZM71 200H73V199H71ZM109 200H111L110 202H111V205L113 204L114 205V203H115V199H114V197H111V198H109ZM64 202H62V203H60V208H62L63 209V211H64V214H68V212L66 213L65 211H66V209L68 208V204H70L71 202H73V201H69V199H67V200H63ZM127 201H128V203H127ZM189 201H192V200H189ZM110 202H109V204H110ZM205 202H207L205 205H204V203ZM87 204H89V203H87ZM155 204V203H154ZM230 204V205H229ZM31 205V206H30ZM171 205H173V206H171ZM183 205H185V206H183ZM203 205V206H202ZM209 205V206H208ZM263 205H264V203H263ZM48 206H49V204H48ZM146 206L148 207V205L146 204ZM189 206V207H188ZM64 207V208H63ZM157 207V208H156ZM173 207V208H172ZM186 208H187V210H189V211H187L186 210ZM189 208V209H188ZM250 208H251V205H250ZM35 210H36V213H35V217L37 218V220H39V217H38V214H37V209L35 208ZM234 210H235V208H234ZM184 211V212H183ZM230 211V212H229ZM169 212V213H168ZM247 212L249 213V214H245V215H252L253 216V218H252V222H253V226H255V229H254V235H253V237H254V239H256L257 241H258V243H260L261 244V246H262V248L264 249V224H262V223H264V207L261 205L259 208H255V207H252L250 210H247ZM44 213V212H43ZM174 213V214H173ZM39 214H42L41 212L39 213ZM45 214H47V215H45ZM52 214H55L53 211H52V209H48V211L46 212V213H44V214H42V216H41V219H43L42 221H44V222H49L50 220H53L52 218H50L51 216H52ZM205 215L204 217H201V215ZM49 215V216H48ZM143 215V214H142ZM167 215V216H166ZM195 216V217H194ZM124 217V216H123ZM198 219H197V218ZM226 218H227V220H226ZM137 219H139V218H136V221H137ZM171 219V220H170ZM197 219V220H196ZM201 219V220H200ZM245 219H247V217H245ZM248 219L249 220H251V217H248ZM218 220V219H217ZM235 220V221H234ZM54 222L51 224V226H53L56 230L58 229V230H60V227H61V225H60V223L62 222V219H58V220H53ZM170 221V222H169ZM34 221H32L31 222V224L29 225V228L26 226V224H23L24 225V227H25V232H24V230H23V228L21 229V230H19V232H21L20 234H16V235H18V236H16V237H14V238H12V243H10V242H8V244L7 243H3L4 241H1V239H0V260L1 261H4V262H6V263H4V264H38V258H37V256H40L37 252H40L41 254H42V256L44 255V257L47 259V263L46 264H73V262H72V259L69 257V253H70V251L68 250V249H70L69 248V246L71 245V249L73 248V246H74V244L73 243H75V242H71V243H66L65 241H69L70 242V237L68 238V239H63V238H61L60 236H58L57 234H55L54 232H51L50 231V228L49 229H47L46 227H43V226H41V225H39V223L37 222H35V223H33ZM138 222V221H137ZM168 222V223H167ZM22 223V222H21ZM41 223V222H40ZM139 223V222H138ZM202 223V224H201ZM234 226H233V225ZM236 224V225H235ZM220 225V226H219ZM138 226H142L141 224H139ZM137 226V228H139ZM133 227H135V226H133ZM202 227H204V226H202ZM212 227H210V229H207V230H204V231H201V230H199L200 231V233H202V234H204V233H206V235L207 236H205V237H208V236H210V237H212L211 238V241H212V244L214 243V242H217V238L219 239V238H223L224 236H225V234L224 233H222V235L221 236H219V237H216L217 235H215L214 233H215V231H214V229H212L211 230V228ZM20 228H21V226H20ZM167 228V227H166ZM1 229H2V227H1ZM192 230H195L196 228L195 227H192L191 228ZM4 230V229H3ZM141 230V229H140ZM0 231H2V230H0ZM138 231H139V229H138ZM190 231L191 230H185L184 231V233H182V234H178V235H171L170 237H166V236H162V238L163 239H161V240H156V242L154 243V245H153V247H154V249H155V251H156V259H158V258H160L161 259V261H162V263H163V259H165V264H177L178 262H180V260H181V257H180V253H179V251L180 250H182L183 248L184 249H186L187 251H188V255L189 254H194L195 253V248H197V247H201L203 250H208V248H205L206 246L205 245H203V244H200V243H194V242H191L190 241V236H189V233H190ZM158 232H162V230H161V228H159L158 229ZM231 234V237H232V235L234 236L235 234ZM133 234V233H132ZM136 234V233H135ZM152 234H153V230H151L150 232H149V234H148V236H152ZM143 235V233L141 234V236ZM238 235H243L242 233H240V234H238ZM244 235V236H245ZM135 236V235H134ZM248 236V235H247ZM242 237L243 239H244V242H243V246H245V245H247V241L249 242L251 239H253V238H251L250 236L249 237ZM17 237L18 238H20V241L19 240H17ZM125 237L126 238H129V243H127V245L129 246V247H133L134 246V244H133V242H136V243H138V239L136 238L135 239V237H133V235L131 236V235H124V239H125ZM166 237V238H165ZM171 237H176V239H177V243L176 244H174V248H173V250L171 251V253H169V256L168 257H166V254L168 253V252H164V251H162L163 250V248H161V247H165L163 244L164 243H162L161 244V242H163V241H165L166 240V242L168 241V239L169 238H171ZM246 239V240H245ZM17 241H19V242H17ZM175 241V240H174ZM146 242L150 245V241H149V239H146ZM23 243L27 246V247H30V249H29V253H33V254H35V255H37V256H35L34 258H24V259H19L18 258V253L20 252V246H19V244H21L22 245V247L24 246L23 245ZM1 244H2V246H1ZM193 244H195V245H193ZM160 245H162L161 247H160ZM210 244H208L207 243V247L209 246ZM17 246V247H16ZM19 246V247H18ZM171 246H173V244L171 245ZM170 246V247H171ZM254 246H259V245H257V243H255V245ZM16 248L15 250L13 249V248ZM21 247V248H22ZM137 248V247H136ZM259 249H260V247H258ZM133 249H135V247H133ZM16 250H18V253H17V251ZM86 250V249H85ZM202 250V251H203ZM208 252V251H207ZM212 252H213V250H212ZM211 252V253H212ZM214 252H217V251H215L214 250ZM71 253H72V251H71ZM259 253V254H258ZM257 258L254 260V263L255 262H258L259 264H264V250H263V252L262 251H258L257 252ZM16 255H18V256H16ZM32 256V255H31ZM5 258H7L6 260H5ZM174 258V259H173ZM243 257H241V256H239V261L237 262L238 264L240 263V264H244L243 262L241 263V260L240 259H242ZM14 260V261H13ZM41 264H45V263H41Z\"/></svg>",
	"mask_w": 264,
	"mask_h": 264
},
{
	"label": "water",
	"instance_id": "water-1",
	"mask_svg": "<svg viewBox=\"0 0 264 264\" xmlns=\"http://www.w3.org/2000/svg\"><path fill=\"white\" fill-rule=\"evenodd\" d=\"M8 10H9V9H8ZM5 11H6V9H2V10H0V12H3V13H4Z\"/></svg>",
	"mask_w": 264,
	"mask_h": 264
}]
</instances>
